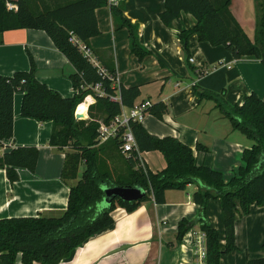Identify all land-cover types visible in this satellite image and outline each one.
Returning <instances> with one entry per match:
<instances>
[{
	"label": "crops",
	"instance_id": "obj_1",
	"mask_svg": "<svg viewBox=\"0 0 264 264\" xmlns=\"http://www.w3.org/2000/svg\"><path fill=\"white\" fill-rule=\"evenodd\" d=\"M47 1L50 4L63 2ZM118 1L124 20L115 16L109 6L98 9L100 34L88 41L89 49L101 65L115 71L120 87L139 88L140 97L135 104L149 100L154 105L167 106L162 120L147 114L141 123L151 135L180 140L193 150L198 166L223 173L227 184L244 165L243 152L250 149L253 142L233 129L213 101L201 100L194 86L217 94L224 91L229 105L241 106L253 93L264 98V64L250 57L237 60L225 47L199 42L193 34L189 38L190 56L194 59L191 65L196 77L193 79L184 61L187 54L179 35L194 29L196 19L183 13L171 27H166L160 19L165 0ZM257 1L232 0L230 6L232 15L252 42L256 36ZM127 23L138 37L142 48L140 56L131 51ZM2 40V77L28 73L34 64L41 84L63 98L75 96L71 75L76 71L44 31H6ZM23 97L21 92L15 95L14 136L4 142L0 154L18 147H36L40 156L35 172L18 169L19 179L14 184L8 180L6 170L0 169V220L59 217L67 210L71 186L77 183L64 182L61 178L65 153L69 149L61 151L50 145L51 122L22 116ZM84 115V120H88V112ZM142 160L152 173L167 167L159 151L143 152ZM84 170L85 167L81 176ZM81 176L79 174V178ZM197 191L199 187L195 183L185 190L166 191L164 204L146 202L132 213L117 207L111 214L115 221L113 227L89 238L59 264H192L191 257L181 252L177 235L180 221H192L199 216V206L193 200ZM207 220L219 232L220 248L224 251L225 216L219 200L208 202ZM235 231L237 250L223 254L220 264H248L250 259L264 258L263 207L252 205L250 213L236 221ZM17 264H22L21 255Z\"/></svg>",
	"mask_w": 264,
	"mask_h": 264
},
{
	"label": "trees",
	"instance_id": "obj_2",
	"mask_svg": "<svg viewBox=\"0 0 264 264\" xmlns=\"http://www.w3.org/2000/svg\"><path fill=\"white\" fill-rule=\"evenodd\" d=\"M7 2L16 4L17 10H8ZM231 3L232 0H165L160 19L166 27H171L183 13L196 19L194 29L179 35L183 51L188 55V67L193 72L194 67L189 61V38L193 34L199 42L225 47L237 60L250 57L264 64V3L258 0L256 4L254 42L232 15ZM106 6H109L108 0H63L57 4H50L47 0H0V44L6 31H44L76 71L71 75L76 91L73 98H63L41 84L34 64L28 73H16L11 78L0 75V149L14 136V98L17 93H24L22 116L52 123L50 145L61 151L69 149L65 153L61 178L64 182L77 181L70 188L68 207L61 216L0 220V264H17L19 255L22 264H59L89 238L113 227L115 221L111 214L117 207L132 213L146 202L162 205L166 191L185 190L193 183L199 187L193 195L199 206V216L192 221L183 219L179 222L177 239L182 242L191 228L199 226L207 235L208 264H220L223 254L237 250L236 221L248 215L254 204L264 208V98L253 93L241 106H231L225 100L224 91L217 94L194 86L201 100L213 101L233 129L253 142L252 147L243 152L244 165L227 184L223 173L198 166L189 146L174 137L151 135L139 123L132 124L139 150L141 153L161 152L167 163L163 171L144 170L136 153L129 157L122 153L118 139L100 145L96 120L111 121L120 115L122 107H133L140 97V90L135 86L120 87L121 104L96 95V102L89 107V121L76 120L78 106L93 93L91 85L101 83L107 95L115 94L111 81L103 79L70 41L71 34H74L89 48L88 41L100 34L96 11ZM111 9L115 16L123 18L118 7ZM127 26L131 51L140 56L142 48L136 32L130 23ZM106 69L115 76V71ZM167 111L166 105L157 103L149 113L162 120ZM198 148L206 150L205 147ZM39 156L36 147L11 149L0 154V169L6 170L8 180L14 184L19 179L18 169L35 172ZM82 165L85 170L79 178ZM110 187L140 188L145 194L133 202L116 199L110 208L100 210L99 205L106 196L104 188ZM210 200H219L224 212V251L220 248L219 232L207 220ZM248 264H264V258L250 259Z\"/></svg>",
	"mask_w": 264,
	"mask_h": 264
},
{
	"label": "built area",
	"instance_id": "obj_3",
	"mask_svg": "<svg viewBox=\"0 0 264 264\" xmlns=\"http://www.w3.org/2000/svg\"><path fill=\"white\" fill-rule=\"evenodd\" d=\"M108 3L110 8L118 7L119 1L108 0ZM6 6L10 11L17 10V5L12 2H7ZM70 41L81 50L84 57L92 64L94 68L97 69L99 75L103 79L111 81L113 88H115V94L107 95L101 83L91 85L90 88L93 93L88 95L83 102L87 103L86 112H88L89 107L96 102V95L108 97L110 102L121 104L120 86L118 85L116 74L115 76L112 75L103 65H101L92 51L87 48L85 44L74 34H71ZM189 61L190 63H193L194 59L190 58ZM91 99H93V101ZM80 105L78 106L76 113H80ZM153 106L154 104L147 100L137 103L131 108L122 107L120 115L116 116L109 122H105L103 119L96 120V123L99 125L97 139L99 144L102 145L107 143L109 140L118 139L120 141V149L122 153L128 157L136 153L141 166L144 170H146L147 167L142 160V153L139 150L136 137L133 133L132 124H141L144 121L146 115L150 114L149 110ZM76 120L82 121L84 119ZM183 247H186V252H184ZM180 249L183 254L189 255V257H191L192 264H208L207 235L203 230L200 229L199 226L191 228L184 235L182 242H180Z\"/></svg>",
	"mask_w": 264,
	"mask_h": 264
},
{
	"label": "water",
	"instance_id": "obj_4",
	"mask_svg": "<svg viewBox=\"0 0 264 264\" xmlns=\"http://www.w3.org/2000/svg\"><path fill=\"white\" fill-rule=\"evenodd\" d=\"M185 63L188 61V55H185L184 58ZM190 77L196 79L192 70H188ZM76 119H84L85 115L76 113ZM105 191V198L103 199L102 203L99 205L100 210L108 209L112 206L113 202L116 199H120L126 202H133L136 200L141 199L144 196V191L140 188H133V187H110L104 188Z\"/></svg>",
	"mask_w": 264,
	"mask_h": 264
},
{
	"label": "bare ground",
	"instance_id": "obj_5",
	"mask_svg": "<svg viewBox=\"0 0 264 264\" xmlns=\"http://www.w3.org/2000/svg\"><path fill=\"white\" fill-rule=\"evenodd\" d=\"M86 108H87V103H83L80 107H79V112L81 114H85L86 113ZM184 252H186V247H183Z\"/></svg>",
	"mask_w": 264,
	"mask_h": 264
},
{
	"label": "rangeland",
	"instance_id": "obj_6",
	"mask_svg": "<svg viewBox=\"0 0 264 264\" xmlns=\"http://www.w3.org/2000/svg\"><path fill=\"white\" fill-rule=\"evenodd\" d=\"M259 2H263L264 3V0H259ZM98 117H99V115H98ZM85 121H89V120H85ZM8 148H10V147H8ZM71 151V150H70ZM84 169V167H83V165L81 166V168H80V176H81V173H82V170Z\"/></svg>",
	"mask_w": 264,
	"mask_h": 264
}]
</instances>
